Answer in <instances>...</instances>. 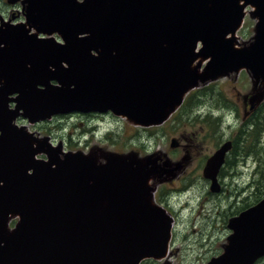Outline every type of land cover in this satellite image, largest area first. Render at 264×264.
<instances>
[{
    "label": "water",
    "instance_id": "obj_1",
    "mask_svg": "<svg viewBox=\"0 0 264 264\" xmlns=\"http://www.w3.org/2000/svg\"><path fill=\"white\" fill-rule=\"evenodd\" d=\"M22 2L27 24L0 26V264L161 260L173 217L153 198L151 180L170 171L158 153L110 151L103 162L82 151L60 156L61 146L51 148L15 120L110 111L139 126L160 125L191 90L243 69L261 87V96H248L254 109L264 100V0ZM248 6L255 34L240 42ZM38 33H57L61 42ZM231 148L223 143L206 161L212 192L221 189ZM41 152L47 160L36 158ZM11 215L19 217L13 230ZM228 227L224 252L206 264L264 257V198Z\"/></svg>",
    "mask_w": 264,
    "mask_h": 264
},
{
    "label": "rangeland",
    "instance_id": "obj_2",
    "mask_svg": "<svg viewBox=\"0 0 264 264\" xmlns=\"http://www.w3.org/2000/svg\"><path fill=\"white\" fill-rule=\"evenodd\" d=\"M18 1L16 4H9L8 0H0V16L8 17L18 9L20 15L16 20L23 18L22 7ZM249 16L250 11L247 16V20L252 22L247 32L249 36L242 37L238 31L239 41H247L255 34L256 19ZM244 72L245 70L223 76L208 83L216 85L227 101L221 98L215 100L209 93H204L191 115L179 122L172 115L163 125L143 127L132 123L126 117L115 116L112 112H70L54 116L51 122H44L37 129L31 126V130H41L39 135L48 136L49 142L54 145L62 141L65 150L92 153L98 162H103V156L110 151H136L140 158L158 153V164L162 168L168 167L170 171L154 177L151 184L153 189L157 186L167 188L169 205L162 203L176 217L170 254L165 258L170 259L171 264H206L224 252V246L232 232L228 227L229 220L240 210L253 206V194L258 192L255 175L260 163L261 147L260 142H256L258 139L248 132L249 129L239 142L241 154H234L231 164L223 167L226 173L220 175V183L223 184L221 191L211 192L210 183L204 177L202 169L206 156L214 153L216 142L231 139L235 141L239 128H243L246 123L249 124L246 128H253L247 118L264 100L253 110L247 104L244 111L243 99L245 101L246 96H261L262 93L259 92L260 85L257 90L254 89L253 79ZM247 109L250 111L248 115ZM195 115H198L196 120H200L198 123L193 121L197 117ZM203 119L206 121V131L202 128L206 126ZM19 122L24 123L18 120L17 123ZM208 124L215 128L213 135L209 132ZM107 133L114 141L101 139L108 138ZM172 139H176L178 146L171 147ZM249 145H253L251 150H248ZM238 155L240 159L235 161ZM164 161L168 163L167 166L162 164ZM257 178L259 179L258 173ZM184 186L187 187L181 190ZM259 201L254 200V203ZM165 258L147 264H162L166 261ZM258 264H264V259Z\"/></svg>",
    "mask_w": 264,
    "mask_h": 264
},
{
    "label": "trees",
    "instance_id": "obj_3",
    "mask_svg": "<svg viewBox=\"0 0 264 264\" xmlns=\"http://www.w3.org/2000/svg\"><path fill=\"white\" fill-rule=\"evenodd\" d=\"M204 93H206V95L209 93L210 95H212L215 98V100L221 98L225 102L227 101L226 96L222 93L221 90L217 89L216 86H214V84L196 89L186 97L181 108L174 114L176 121L179 122L184 117L191 115V111L195 108L196 103L199 102V98H201L202 94H204ZM195 116H197V117L193 121L195 123H198V121H200L199 119L196 120L198 118V115H195ZM194 117H192V119ZM247 119H250V123H252L253 128H251V129L246 128V127H249L248 126L249 124H247V123L244 125L243 128H239V135L237 136V139L234 143L233 149L231 150L230 155L227 158V161H226L227 163H225L226 164L225 166H229L231 164L232 156H234V154L236 155V153H238V152L241 154V149H239L240 148L239 141H240V139L244 138L243 135H244L245 131H247V129H249L248 132L251 133V135L254 136L255 139H258V140H256V142L257 141L260 142L259 146L261 147L260 160H259L260 163H259V167L257 169L259 179L257 178V173L255 175V177L257 179L256 182H257L258 192H257V194L255 192V195L253 194L254 198L252 199V202H251V204H254V200H255V202H257L264 197V102L260 106H258ZM204 125H206V121H204ZM208 125L210 126L209 132L211 135H213L215 128H213L211 124H208ZM202 128L204 129V131H206L207 125L203 126ZM208 136H210V135H208ZM252 148H253V145H249L248 150L249 149L251 150ZM232 166H234V165L232 164ZM225 173H226V170H223L220 172L221 175L225 174ZM150 262H153V261L147 260L144 262V264H147Z\"/></svg>",
    "mask_w": 264,
    "mask_h": 264
},
{
    "label": "flooded vegetation",
    "instance_id": "obj_4",
    "mask_svg": "<svg viewBox=\"0 0 264 264\" xmlns=\"http://www.w3.org/2000/svg\"><path fill=\"white\" fill-rule=\"evenodd\" d=\"M8 3L9 4H11V2H10V0H8ZM16 4V3H15ZM18 4L20 5V7H22V2H21V0H19L18 1ZM14 5V4H13ZM14 10H16V8H14ZM17 11L19 12V10L17 9ZM17 11H13L12 13H11V15L10 16H8V17H6V16H0V22H2V21H8V22H12V23H16V22H19L20 20H23V18H21V19H18V20H16V17L17 16H19L20 15V12L18 13ZM249 11H250V8H248V9H246L245 10V12H246V16L244 17V20H243V23H242V26H241V28H240V30H239V34L242 36V37H245V38H248V36H249V34L247 33L248 32V29H249V27H250V25H251V23L252 22H250V21H248L247 20V16L249 15ZM17 13H18V15H17ZM251 15V14H250ZM249 17H251V16H249ZM252 18V17H251ZM256 22H257V19H256ZM251 39V36H250V38L248 39V40H250ZM240 41H245V40H240ZM243 71V70H242ZM241 71V72H242ZM245 73V72H244ZM246 74V73H245ZM245 98V97H244ZM243 99V98H242ZM243 102H244V111L246 110V105H247V99L245 98V101H244V99H243ZM249 107V109H250V106H248ZM250 113V111L247 109V114L246 115H248ZM250 116V115H249ZM248 116V117H249ZM55 118V117H54ZM54 118H52V119H50V120H48V122L47 123H49V121L51 122ZM204 121H205V119H203ZM42 124H36L35 126H41ZM38 131V130H37ZM40 133H41V131H39ZM0 134H1V132H0ZM204 136V135H203ZM210 140H212V139H210ZM214 140V139H213ZM241 140V139H240ZM225 140H222V141H219V142H216L215 143V150L224 142ZM227 141V140H226ZM231 141H232V146H234V143H235V141H233L232 139H231ZM240 142V141H239ZM181 147V146H180ZM232 149H233V147H232ZM231 152V151H230ZM230 155V153L227 155V158H228V156ZM207 159V158H206ZM206 159H205V161H206ZM240 159V155H238L236 158H235V161H237V160H239ZM226 161H227V159H226ZM205 163V162H204ZM227 163V162H226ZM226 165V164H225ZM223 170V167H222V169H221V171ZM220 171V172H221ZM221 175V174H220ZM187 178H190L189 176H187ZM184 179H185V182H186V178L184 177ZM183 179V180H184ZM184 182V183H185ZM221 185H223L222 183H221ZM223 188V187H222ZM162 201L163 202H165V203H167L166 202V200H164V199H162ZM168 205H169V203H167Z\"/></svg>",
    "mask_w": 264,
    "mask_h": 264
},
{
    "label": "bare ground",
    "instance_id": "obj_5",
    "mask_svg": "<svg viewBox=\"0 0 264 264\" xmlns=\"http://www.w3.org/2000/svg\"><path fill=\"white\" fill-rule=\"evenodd\" d=\"M167 259V258H166ZM167 262H169V261H167Z\"/></svg>",
    "mask_w": 264,
    "mask_h": 264
}]
</instances>
